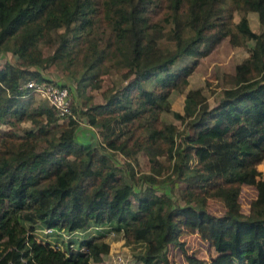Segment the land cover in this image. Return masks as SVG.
Returning <instances> with one entry per match:
<instances>
[{"label":"trees","instance_id":"1","mask_svg":"<svg viewBox=\"0 0 264 264\" xmlns=\"http://www.w3.org/2000/svg\"><path fill=\"white\" fill-rule=\"evenodd\" d=\"M249 11L264 27V0H0V50L25 66L41 63L43 43L53 50L46 61L80 68V92L115 51L128 79L89 109L101 141L87 147L76 141L73 120L56 133L50 124L64 117L51 105L31 103L35 93L23 84L49 82L39 70L0 66V264H90L109 252L97 236L68 254L25 231L23 220L37 219L67 230L114 223L128 242L145 243L141 264H172L168 246H181L185 235L206 225L215 250L210 264H264V176L257 169L264 160V30L250 29ZM59 28L55 41L50 32ZM225 37L233 46L253 40L250 54L233 74L222 73L229 85L215 105L201 88L184 93L183 113L172 112L192 131L177 142V126L161 120L160 112L170 110L168 95L183 92L198 60ZM162 39L172 40L166 52L158 47ZM182 56L192 63L171 70ZM157 77L153 87L146 85ZM23 121L33 129L19 134L16 123ZM101 149L128 159L144 152L151 172L135 175L128 163V183L121 174L126 169ZM165 168L184 183L183 203L158 191ZM242 184L257 188L246 214L239 203ZM208 197L222 201L221 215L204 208Z\"/></svg>","mask_w":264,"mask_h":264},{"label":"rangeland","instance_id":"2","mask_svg":"<svg viewBox=\"0 0 264 264\" xmlns=\"http://www.w3.org/2000/svg\"><path fill=\"white\" fill-rule=\"evenodd\" d=\"M248 23L251 30L255 32H261L264 27L259 23L258 15L254 11L247 12ZM239 20V14L237 11H233V21ZM108 36L109 29L106 26H102ZM63 29L52 30L50 35L55 41H58V33ZM253 40H248L245 45L233 46L230 44L227 37L223 38L215 48L205 57L198 60L197 66L192 74L189 76L188 85L183 92L173 90L167 97L170 110H162L160 112V118L164 122L174 123L177 126L176 141L182 139L184 134L191 133L192 129L185 125L184 120L177 118L172 111H179L183 113L184 105V93L188 89L201 88L202 93L206 97L210 106L217 103L222 96V88L229 85L224 81L222 73H234V67L237 63L245 59L250 54V49L253 47ZM172 40L162 39L158 41V47L166 52L168 48H172ZM40 48L42 51L41 63L35 65L25 66L22 60L11 51L0 50V66H4L5 63H12L17 66H23L31 70H39L43 77L49 81L57 82L60 84H66L71 91V99L73 101L72 113L74 116L64 117L63 121L55 119L50 124V128L54 132L60 131V126L64 123L68 124L73 120L74 137L79 143L85 144L87 147L98 146L101 141V134L96 126L91 125L89 121L90 113L88 111L96 104L104 103L105 99L103 93L109 88H118L124 85L128 79H125L123 73L126 69H123L120 65L121 60L114 52L107 58L102 71H104L99 77L92 80L91 83L85 84L80 88V92L77 88V81L82 79L81 70L79 67H68L66 69L61 68L54 62L46 61V58L52 53V48L41 43ZM193 58L189 56H182L176 60L171 66V70H177L185 65L192 63ZM157 78H153L152 81L147 82L148 87H153ZM31 103L34 106L48 107L49 102L46 99L41 98L38 95H34ZM98 114L96 115V117ZM56 117V114H55ZM4 129H8L10 126L7 124L2 125ZM28 129H33V125L29 121H23L16 123V131L21 134ZM106 153L114 164L120 168L126 169L121 171L122 177L128 183H132L127 169L132 166L135 171V175L138 173H150L151 164L148 157L144 152H138L129 159L113 150H100ZM163 165L167 166L168 161L165 156L158 158ZM257 169L264 176V160L257 165ZM168 169L165 168L162 174L159 176L163 182L160 183L158 191H166L173 199L178 200L180 203L183 201L180 198V192L184 187V183L177 179H171L168 177ZM135 189H138L137 184H134ZM257 188L255 185L242 184L239 203L240 209L243 213L249 212V206L252 199L256 197ZM133 208H137L136 199H132ZM204 208L216 215H221L224 212V206L220 199L215 197H208ZM40 220L29 221L23 220V226L25 231L31 233L34 237L42 242H47L46 236L43 233ZM91 223L89 226L83 229H78V232L71 236L73 243H79L83 239H91L92 237L100 236L98 241H106L110 245L109 252L102 255V261L90 264H141L137 261V257L144 251V242L130 243L122 236V229L118 228L114 223H104L99 225ZM44 226V225H43ZM29 228H33L29 230ZM181 246L169 245L167 248V255L172 264H210L212 258L215 256V250L213 248L212 240L208 236V227L202 226L195 234L185 235ZM52 240V238L50 239ZM54 242H59L62 245V249L67 252L68 244L63 240L61 236L56 235L53 237Z\"/></svg>","mask_w":264,"mask_h":264},{"label":"built area","instance_id":"3","mask_svg":"<svg viewBox=\"0 0 264 264\" xmlns=\"http://www.w3.org/2000/svg\"><path fill=\"white\" fill-rule=\"evenodd\" d=\"M24 87L32 89L35 95L40 96L43 99H46L49 104L55 108L56 114L61 117L74 116L71 108V96L69 94L68 88L66 86H62L60 83L53 81H36L34 79H29L27 82L23 84ZM96 227L100 228V223ZM104 224V223H103ZM42 230L44 235L46 236L47 242L52 246L62 249L61 243H57L53 241V237L56 235L61 236L63 240L68 244V250L66 253H70L72 249L78 248L79 243H73L71 241V236L78 232V229L75 230H67L64 228L57 227H48L42 225ZM52 238V240H50ZM80 249H84L83 246Z\"/></svg>","mask_w":264,"mask_h":264}]
</instances>
